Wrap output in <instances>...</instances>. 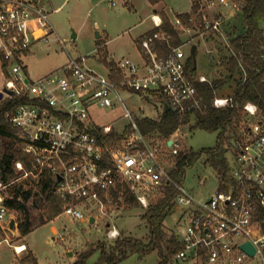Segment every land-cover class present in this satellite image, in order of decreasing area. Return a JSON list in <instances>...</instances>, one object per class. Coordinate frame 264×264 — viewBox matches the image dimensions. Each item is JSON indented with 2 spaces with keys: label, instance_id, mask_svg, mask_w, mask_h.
Segmentation results:
<instances>
[{
  "label": "built area",
  "instance_id": "obj_1",
  "mask_svg": "<svg viewBox=\"0 0 264 264\" xmlns=\"http://www.w3.org/2000/svg\"><path fill=\"white\" fill-rule=\"evenodd\" d=\"M46 1L0 0V57L8 66L13 63L4 86L13 89V95L29 98L9 113L31 163L26 168L22 161H16V172L37 178L47 170L56 181L61 175L62 180L54 187L64 201L59 217L66 215L72 220L90 221L91 215L83 209L87 210L88 204L99 205L106 212V201H113L112 192L119 185L126 186L144 208L164 196L167 187L174 186L178 191L175 206H181L182 212L173 232L182 245L175 255L178 263L264 264V118L259 117L257 104L247 102L244 106L253 120L229 148V179L216 171L218 190L200 200L172 174L182 150L180 139L145 136L137 124L142 117L132 116L119 92L151 93L159 99L162 112L166 106L179 113L202 110L195 82L211 79L188 71L191 48L188 53L185 46L192 47L195 39L214 38H223L228 44L226 27L241 12L244 1L194 0L198 9L189 23L179 16L171 20L179 32L188 34L178 45L171 44V34L162 28L163 18L154 13V28L137 39L143 61H114L109 65V76L86 66V57H82L70 58L62 69L31 80L23 73L26 53L33 45L49 41L55 32ZM118 1L109 3L115 6ZM116 99L126 107L131 133L120 142L103 143L93 129L101 127L103 136L115 130L111 125L88 124L89 105L113 106ZM230 100L216 95L213 104L224 107ZM10 184L0 178V230L5 232H14L11 219H15V227L18 224L6 200ZM120 234L115 224H109V238ZM247 241L254 245V254L242 248ZM22 251L16 249L17 253Z\"/></svg>",
  "mask_w": 264,
  "mask_h": 264
},
{
  "label": "rangeland",
  "instance_id": "obj_2",
  "mask_svg": "<svg viewBox=\"0 0 264 264\" xmlns=\"http://www.w3.org/2000/svg\"><path fill=\"white\" fill-rule=\"evenodd\" d=\"M45 4L52 12L50 21L55 32L49 41L33 45L32 50L26 53L23 60V73L31 80L62 69L70 58L86 57V66L106 76L111 75L110 66L114 65L113 62L121 58L142 62L137 36L154 27L152 20L154 9L157 7L166 14L168 11L173 17L192 9V0H161L155 5L150 0H119L115 6L111 5L109 0L95 2L92 0H47ZM164 6L166 9L163 8ZM230 24L226 28L233 25L238 29L241 28L239 16L232 17ZM262 27L264 28V20ZM180 36L184 39L188 34L180 32ZM194 42L198 44L197 68L190 73L196 76L205 74L210 79L226 75V65L221 63L223 54L218 43L227 52L225 47L227 42L223 38L215 41L195 39ZM190 48L189 44L185 46L188 53ZM209 49H212V52ZM112 56L113 59H111ZM8 64L4 63L3 58L0 57V89L4 87L9 77L8 70L13 65V63L9 66ZM231 91V87H226L218 93V96L228 95ZM119 92L125 106L136 119L146 116L156 118L162 113L159 99L151 93L123 89ZM125 106L117 99L113 106L92 103L89 105L88 124L90 123L92 127L111 125L115 131L122 132L131 123V119L125 116ZM193 123L194 118L191 123L179 127L171 135L180 139L181 149L199 151L214 147L217 144L218 132L191 129ZM164 139L160 137V140ZM120 141L121 139L116 142ZM226 155L227 158L231 157L230 149L227 150ZM19 176L16 179L17 183H23L25 189L29 188L30 185L26 181L34 179L33 175L26 176L20 173ZM205 177L208 179L204 180ZM183 184L189 193L200 200L208 199L219 188L217 173L205 163L204 156L186 169ZM126 206L123 197L113 196L112 202L106 201V212L101 211L99 205L88 204L87 210L83 208L86 215L89 213L95 217L94 222L72 220L66 215L61 217L58 215L38 225L25 237L19 230L17 232L18 224L14 232L0 230L3 237L9 239V241L5 239L0 241V264H19V259L24 257L30 249L42 264H69L74 256L78 258L82 252L97 249L103 241L107 243L114 241L116 238L107 236L109 224H115L120 233L125 235L145 237L148 228L141 215L146 208L139 205L127 210ZM22 213V211L13 210L18 221ZM181 214V206H175L167 216L165 228L169 235L177 230V220ZM33 215L36 223H40L41 218L46 219L44 209L33 210ZM25 242L28 244L27 248L18 254L14 246ZM99 257V250H95L88 258L87 264H95ZM158 261V252L153 251L143 258L131 255L118 264H157ZM171 264L179 263L173 261Z\"/></svg>",
  "mask_w": 264,
  "mask_h": 264
},
{
  "label": "trees",
  "instance_id": "obj_3",
  "mask_svg": "<svg viewBox=\"0 0 264 264\" xmlns=\"http://www.w3.org/2000/svg\"><path fill=\"white\" fill-rule=\"evenodd\" d=\"M157 3L159 0H150ZM198 4L194 3L192 13H181L178 16L185 23L193 12L197 11ZM239 16L241 28L233 25L226 28L228 44L223 47L221 63H225L227 74L211 79V81H196L195 85L203 102L202 110L179 113L172 108L164 109L156 118L142 117L137 119L140 131L147 137L169 138L179 127L191 123V129H203L210 132H218L217 144L214 147L203 148L199 151L181 150L176 156L175 167L172 170L174 179L178 183H184L186 169L193 166L202 156L205 163L222 176L229 179V164L226 155L227 150L236 138H240L249 122L253 119L247 114L245 104L253 102L259 108V117L264 118V0H245ZM162 28L172 36L171 44L178 45L182 39L180 32L173 26L166 13H162ZM236 17V16H235ZM228 25H231L230 23ZM227 25V26H228ZM216 40V38H214ZM213 40V41H215ZM164 47L168 49L165 44ZM187 69L193 70V57L188 58ZM226 87L232 91L228 95L230 103L224 107H216L213 99ZM27 96L13 95L0 100V178L9 185V197L7 204L10 209L22 211L18 221V230L22 236H26L38 225L52 220L58 216L64 207V201L54 190L55 176L45 170L37 178L27 180L30 187L25 189L23 183H17L19 173L16 172V161H22L26 168L31 167L30 156L23 150V139L19 136V129L9 120V113L20 103L28 101ZM93 131L99 135L103 143L114 142L127 137L131 133L127 127L122 134L113 131L103 136L102 128ZM36 188V190H35ZM115 198L123 197L126 209H132L139 205L144 208L135 195L126 187L118 186L113 190ZM178 194L174 186L167 187L165 195L154 201L141 215L146 222L148 233L143 238L125 235L121 233L114 241H103L97 249H91L79 254L73 264H87L88 258L95 250H99L100 257L95 264H118L131 255L139 258L157 251L159 261L157 264H171L175 262L176 253L182 248L177 238L169 235L165 228V220L175 207V199ZM34 201L38 207H34ZM44 209L46 219L36 223L33 210ZM0 231V241L4 239ZM19 264H39L37 257L30 250L19 259ZM181 264V263H179Z\"/></svg>",
  "mask_w": 264,
  "mask_h": 264
},
{
  "label": "water",
  "instance_id": "obj_4",
  "mask_svg": "<svg viewBox=\"0 0 264 264\" xmlns=\"http://www.w3.org/2000/svg\"><path fill=\"white\" fill-rule=\"evenodd\" d=\"M92 1L95 2L98 0H92ZM97 34L100 36L99 32ZM197 53H198V44L193 43V45L191 47V56L193 57V69L197 68ZM14 93H15V91L13 89H9L6 86H4L2 89H0V100H2L6 94L13 95ZM168 109H169V106H166V110H168ZM169 142H171V140ZM205 178H207V177H205ZM61 180H62V176L58 175L56 183H58ZM34 207H36V208L38 207V202L34 201ZM94 221H95V217L91 216L90 222H94ZM15 223H16L15 219L14 218L11 219L10 226L12 229L15 228ZM242 248H244L246 251L250 252L251 254L255 253V247L252 244V242H250V241L243 243ZM70 254H72V252Z\"/></svg>",
  "mask_w": 264,
  "mask_h": 264
},
{
  "label": "crops",
  "instance_id": "obj_5",
  "mask_svg": "<svg viewBox=\"0 0 264 264\" xmlns=\"http://www.w3.org/2000/svg\"><path fill=\"white\" fill-rule=\"evenodd\" d=\"M161 2V0H159L157 3H153V2H151L153 5H155V4H158V3H160ZM193 5H194V0H192V9L190 10V11H188V12H186V13H192V11H193ZM164 9H166V7L164 6L163 7ZM154 11H155V13H158V14H160L161 15V17L163 18V16H162V13H164L163 12V10H159V8H155L154 9ZM167 11V10H166ZM180 14V13H179ZM179 14H176L177 16L179 15ZM167 15L170 17V20H173L175 17H173L171 14H169V12L167 11ZM236 16V15H235ZM232 19V18H231ZM154 22V21H153ZM154 26H155V24H154ZM154 28V27H153ZM153 28H151V29H153ZM151 29H147V30H145V31H143L141 34H139L138 36H137V39L141 36V35H143L145 32H147V31H149V30H151ZM111 59H113V56L111 57ZM17 232H19L18 231V229H17ZM25 237V236H24ZM21 244H25L26 245V248H27V246H28V244L25 242V243H21ZM16 247H18V245H16ZM25 248V249H26ZM25 249H23V250H25ZM31 250V249H30ZM32 252H33V250H31ZM23 252V251H22ZM34 253V252H33ZM18 254H20V253H18ZM34 255L36 256V254L34 253ZM37 257V256H36ZM37 259H38V257H37ZM77 260V257L76 256H74L73 257V259L69 262V264H73L75 261ZM38 262H39V264H42L40 261H39V259H38Z\"/></svg>",
  "mask_w": 264,
  "mask_h": 264
},
{
  "label": "bare ground",
  "instance_id": "obj_6",
  "mask_svg": "<svg viewBox=\"0 0 264 264\" xmlns=\"http://www.w3.org/2000/svg\"><path fill=\"white\" fill-rule=\"evenodd\" d=\"M25 248H26V245H25V244H19L18 247H16V249H17L18 251H22V250L25 249Z\"/></svg>",
  "mask_w": 264,
  "mask_h": 264
}]
</instances>
